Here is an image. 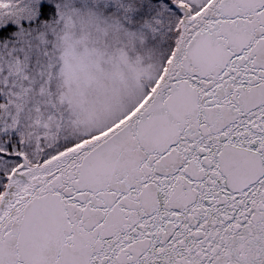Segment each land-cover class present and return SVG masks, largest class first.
<instances>
[{
    "label": "snow or ice",
    "instance_id": "1",
    "mask_svg": "<svg viewBox=\"0 0 264 264\" xmlns=\"http://www.w3.org/2000/svg\"><path fill=\"white\" fill-rule=\"evenodd\" d=\"M0 264H264V0H0Z\"/></svg>",
    "mask_w": 264,
    "mask_h": 264
}]
</instances>
